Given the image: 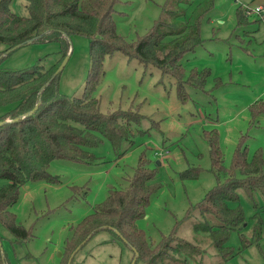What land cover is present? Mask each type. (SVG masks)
I'll list each match as a JSON object with an SVG mask.
<instances>
[{
  "label": "rangeland",
  "instance_id": "374dc122",
  "mask_svg": "<svg viewBox=\"0 0 264 264\" xmlns=\"http://www.w3.org/2000/svg\"><path fill=\"white\" fill-rule=\"evenodd\" d=\"M25 5L26 0L10 3L12 11L19 15L28 14ZM245 5L264 6V0L116 1L113 12L116 30L128 41L145 34L163 6L180 9L182 21L201 14L203 41L180 61L186 74L191 69H208L210 74L202 88L186 85L183 101L171 81L158 82L162 75L158 68L119 54L106 57L104 72L92 89L101 111L119 106L127 108L132 103L133 107L139 104L140 112L150 119H162L148 131L136 133L133 145L121 155L103 138L101 143L89 148L96 158L94 162L55 159L48 171L57 181L40 180L20 187L18 199L10 210L30 236L18 240L0 226V244L9 264H65L72 252L68 248L64 251L71 227L104 200L108 188L124 185L141 155L155 169L160 184L145 214L136 220L137 227L152 243L173 230L178 238L200 242L203 249L198 259H186L183 264H264V194L255 191L249 196L243 188H238V197L227 201L230 207H241L245 216L240 229L232 230L226 241L231 249L227 259L209 245L206 234L194 231L197 218L184 217L189 205L200 201L216 182L210 171L209 146L202 136L203 130H217L225 166L230 165L241 139L247 146L248 158L256 148L264 155V112L256 118L250 112L255 101L264 102V17L253 14L239 23L237 9ZM70 40L71 49L58 74L57 88L62 94L77 96L83 90L89 69V40L79 34H72ZM4 49L0 43V52ZM59 49L58 41L26 43L8 54L0 53V67L19 70L42 59L47 68L58 61ZM5 110L0 106V115ZM151 123L154 122L147 118L138 125L145 129ZM190 168L200 171L182 177L181 173ZM256 210L262 221L261 236L257 242L244 246L241 234L251 240ZM206 217L212 224L218 222L213 214ZM132 258L131 248L122 239L102 230L79 248L70 262L131 264ZM135 264H142V260Z\"/></svg>",
  "mask_w": 264,
  "mask_h": 264
},
{
  "label": "trees",
  "instance_id": "16d2710c",
  "mask_svg": "<svg viewBox=\"0 0 264 264\" xmlns=\"http://www.w3.org/2000/svg\"><path fill=\"white\" fill-rule=\"evenodd\" d=\"M116 1L26 0L28 14L19 15L12 11L11 0H0V43L5 46L0 53L8 54L11 47L31 42L58 41L60 44L58 61L50 67L46 68L42 59L19 70L0 67V106L6 108L0 115V226L18 240L30 236L10 210L18 199L20 187L40 180L57 181L48 171L55 159L94 162L96 158L89 148L101 143L103 138L110 141L117 155H121L133 145L136 133L148 131L162 119H150L140 112L139 104L133 107L132 103L128 106L132 107L130 109L119 106L101 111L92 89L104 72L106 57L119 54L158 68L162 74L158 82L171 81L183 101L185 86L202 88L210 74L208 69H191L186 74L180 61L186 52L193 51L203 41L201 14L190 21H182L180 9L163 6L151 28L136 40L128 41L116 30L113 19ZM245 16L241 7L237 9L239 23ZM72 34L83 35L89 40V69L83 90L77 96L58 91L59 73H55L58 63L70 52ZM166 36L170 38L165 39ZM36 105V109L27 114ZM250 112L256 118L264 112V102L255 101ZM147 118L154 123L140 128L138 124ZM202 136L209 146L210 171L216 182L200 201L189 205L184 217L197 218L194 231L206 234L209 245L227 259L231 253L226 244L229 234L240 229L245 219L242 208L230 207L227 201L238 197V188H243L249 196L255 191L264 194V155L256 148L248 158L247 146L241 139L230 165L225 166L217 130L205 129ZM198 170L186 169L181 175L190 177ZM124 182L123 186L108 188L104 200L71 227L64 251L68 248L73 252L94 234L106 230L131 248L133 257L136 255L134 264L140 260L142 264L163 261L164 264H183L186 259H198L203 251L200 242L178 238L172 230L159 242L152 243L137 227L136 220L145 214L150 198L160 188L155 169L147 165L143 155ZM207 214H213L218 222L210 223ZM254 217L256 224L251 240L241 234L244 246L257 242L261 236L259 211L256 210ZM0 264H9L1 244Z\"/></svg>",
  "mask_w": 264,
  "mask_h": 264
},
{
  "label": "water",
  "instance_id": "95a60500",
  "mask_svg": "<svg viewBox=\"0 0 264 264\" xmlns=\"http://www.w3.org/2000/svg\"><path fill=\"white\" fill-rule=\"evenodd\" d=\"M19 46H20V44L15 45V46L11 47L10 49H8L7 52L16 49V48H18ZM67 59H68V54L63 58V60L61 61L60 65L57 67L55 73H59V72L62 70L63 66L65 65V63H66V61H67ZM36 107H37V105H36L33 109H31L30 111H28L27 114H31V113L36 109ZM78 249H79V246H78L73 252H71L70 257H69V259H68V264L70 263V261L72 260V257H73V255H74V253H75ZM133 250H134V249H133ZM135 259H136V255L133 257V259H132V261H131V264H134Z\"/></svg>",
  "mask_w": 264,
  "mask_h": 264
},
{
  "label": "built area",
  "instance_id": "2783aa9c",
  "mask_svg": "<svg viewBox=\"0 0 264 264\" xmlns=\"http://www.w3.org/2000/svg\"><path fill=\"white\" fill-rule=\"evenodd\" d=\"M243 11L246 16L256 14L258 16L264 17V6L258 5L256 7L243 6Z\"/></svg>",
  "mask_w": 264,
  "mask_h": 264
}]
</instances>
